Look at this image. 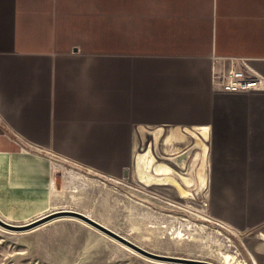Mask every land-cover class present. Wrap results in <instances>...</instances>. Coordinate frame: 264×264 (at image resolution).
<instances>
[{
	"label": "crops",
	"instance_id": "0c3cea01",
	"mask_svg": "<svg viewBox=\"0 0 264 264\" xmlns=\"http://www.w3.org/2000/svg\"><path fill=\"white\" fill-rule=\"evenodd\" d=\"M235 59L264 76V0H0V218L155 226L171 129L208 144L210 174L227 161L248 177L245 162L264 187V89L217 82ZM255 225L243 260L264 264Z\"/></svg>",
	"mask_w": 264,
	"mask_h": 264
},
{
	"label": "rangeland",
	"instance_id": "374dc122",
	"mask_svg": "<svg viewBox=\"0 0 264 264\" xmlns=\"http://www.w3.org/2000/svg\"><path fill=\"white\" fill-rule=\"evenodd\" d=\"M155 148L169 158L167 162L176 164L174 184L160 191L175 204L169 209L162 198L161 218L155 220V226L120 233L157 253L217 264H229L223 261L224 252L247 259L252 244L246 243L245 234L256 221L264 222V187L256 181L262 175H254L259 169H249L243 162L247 177L233 171L226 161L220 174H210L216 160H210L208 144L199 140L191 143L186 137L169 152L162 143ZM184 151L185 159L175 162L173 157ZM259 192L262 199L257 196ZM256 204L263 210L258 211ZM55 217L48 219L42 231L0 226V264H184L148 258L78 218L60 215L56 222ZM258 224L255 229L261 227Z\"/></svg>",
	"mask_w": 264,
	"mask_h": 264
},
{
	"label": "water",
	"instance_id": "95a60500",
	"mask_svg": "<svg viewBox=\"0 0 264 264\" xmlns=\"http://www.w3.org/2000/svg\"><path fill=\"white\" fill-rule=\"evenodd\" d=\"M186 151L179 153L177 156L173 157L174 161H182L185 159V153ZM72 216L75 218H78L82 221H84L85 223L93 226L94 228L102 231L103 233H105L106 235L114 238L115 240L127 245L128 247L132 248L133 250H135L136 252L148 257V258H152L155 260H159V261H171V262H176V263H184V264H217L215 262L206 260V259H200V258H194V257H185V256H178V255H169V254H163V253H157V252H153L150 251L144 247H142L141 245L135 243L134 241H132L130 238L126 237L125 235L114 231L113 229L105 226L104 224L98 222L97 220H95L94 218H92L91 216L82 213L80 211H76L73 209H61L59 211H54V212H50L46 217H43V219H34L28 223H21V224H15V223H10L7 222L3 219L0 218V226L4 227L6 229H10V230H16V231H21V230H26L29 229L31 227H34L35 225H37L39 222L43 221V220H48L54 216ZM262 237H264V235L262 234Z\"/></svg>",
	"mask_w": 264,
	"mask_h": 264
},
{
	"label": "built area",
	"instance_id": "2783aa9c",
	"mask_svg": "<svg viewBox=\"0 0 264 264\" xmlns=\"http://www.w3.org/2000/svg\"><path fill=\"white\" fill-rule=\"evenodd\" d=\"M217 78L220 90L225 92L264 89V76L251 72L243 59H235Z\"/></svg>",
	"mask_w": 264,
	"mask_h": 264
},
{
	"label": "bare ground",
	"instance_id": "6f19581e",
	"mask_svg": "<svg viewBox=\"0 0 264 264\" xmlns=\"http://www.w3.org/2000/svg\"><path fill=\"white\" fill-rule=\"evenodd\" d=\"M184 133V132H183ZM186 134V133H185ZM185 139L184 134L180 133L178 130L171 129L163 139L162 144L165 146L166 150L171 151L173 145L180 143ZM198 149V148H197ZM151 150V149H150ZM201 151V150H200ZM205 152V151H204ZM153 153V152H152ZM197 154V153H196ZM201 156V155H200ZM190 157V156H189ZM188 163V162H187ZM206 166V164H205ZM202 169V168H201ZM186 170V169H185ZM199 170V169H198ZM204 170V169H203ZM189 171V170H188ZM203 173V171H201ZM198 175V174H197ZM199 176V175H198ZM198 179V178H197ZM204 180V179H203ZM206 180V179H205ZM198 181V180H197ZM206 183V182H205ZM123 244V243H122ZM128 248L127 245L123 244ZM130 248V247H129ZM132 249V248H131ZM133 250V249H132ZM135 251V250H134ZM223 261L229 264H247L244 260L235 258V255L230 252L222 253Z\"/></svg>",
	"mask_w": 264,
	"mask_h": 264
}]
</instances>
